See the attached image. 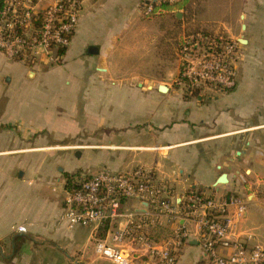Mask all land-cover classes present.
Listing matches in <instances>:
<instances>
[{
	"label": "crops",
	"instance_id": "crops-1",
	"mask_svg": "<svg viewBox=\"0 0 264 264\" xmlns=\"http://www.w3.org/2000/svg\"><path fill=\"white\" fill-rule=\"evenodd\" d=\"M147 1L157 0H83L60 65L28 67L0 52V264H113L94 250L106 223L68 229L60 220L65 176L103 169L148 170L175 201L190 190L237 195L246 205L237 230L264 242V0H203L204 30L239 43L237 83L196 97L183 96L156 45L153 60L128 68L147 32H158L142 22ZM186 225L178 264H203ZM175 229L163 220L150 233L163 241ZM128 264L149 263L135 255Z\"/></svg>",
	"mask_w": 264,
	"mask_h": 264
},
{
	"label": "built area",
	"instance_id": "built-area-1",
	"mask_svg": "<svg viewBox=\"0 0 264 264\" xmlns=\"http://www.w3.org/2000/svg\"><path fill=\"white\" fill-rule=\"evenodd\" d=\"M82 1L0 0V52L26 66L39 59L60 65L77 28ZM164 1L180 0L154 3ZM153 11L151 1L141 5L142 17ZM238 53L239 43L222 34L204 29L183 34L175 85L186 97L233 90ZM65 190L60 220L68 229L106 223L108 231L95 240L94 250L113 264H128L135 255L149 264H178L179 250L191 234L188 222L197 233L203 264H264V242L252 244L254 234L237 230L246 215V205L237 195L214 199L190 191L175 201L171 190L141 167L124 173L103 169L72 181ZM130 200L137 202L136 208H126ZM163 220L176 224V229L172 238L156 241L150 231ZM13 230L25 231L21 226ZM260 236L264 241V221Z\"/></svg>",
	"mask_w": 264,
	"mask_h": 264
},
{
	"label": "rangeland",
	"instance_id": "rangeland-1",
	"mask_svg": "<svg viewBox=\"0 0 264 264\" xmlns=\"http://www.w3.org/2000/svg\"><path fill=\"white\" fill-rule=\"evenodd\" d=\"M179 14V18L181 19L178 23L171 21L166 14L151 18H142L144 24L152 25L155 29H159V31L157 30V33H154V31L147 32V36L143 42L144 47L140 48V44L137 45L135 52L131 56H128L127 66L131 71L138 70L143 65L145 66L146 64H139L143 59H154L151 56V53H153L151 46L153 45H156L158 48L157 50L159 55H161L160 59L162 61L169 60L170 69L169 67L167 68V75H171L174 70L178 71L179 60L177 57V49L183 34L189 35L200 30L203 31L204 29L203 0H188L184 9ZM180 92L182 91L180 90ZM77 179L79 180L81 178L77 177ZM261 239L263 240L262 237Z\"/></svg>",
	"mask_w": 264,
	"mask_h": 264
},
{
	"label": "trees",
	"instance_id": "trees-1",
	"mask_svg": "<svg viewBox=\"0 0 264 264\" xmlns=\"http://www.w3.org/2000/svg\"><path fill=\"white\" fill-rule=\"evenodd\" d=\"M187 1L188 0H180V1H177V2H174V3H168L167 1H164V2H161V3H158V4L152 2L153 10L154 11L147 18H151V17H154V16H159L161 14H166V16L171 21H173L174 23H178V22H180V19L181 18H179L177 16V13L179 12V10L184 9L185 4L187 3ZM159 9L161 11H163V12L160 13V14H156V11L159 10ZM181 17H182V15H181ZM158 31H159V29H158ZM27 64H28L27 66L32 67V63H27ZM65 178H66L65 188L66 189H69L70 188V184L73 181V179L71 177L67 176V175L65 176ZM190 191H193V190H190ZM196 192H199L200 193L201 191H196Z\"/></svg>",
	"mask_w": 264,
	"mask_h": 264
},
{
	"label": "water",
	"instance_id": "water-1",
	"mask_svg": "<svg viewBox=\"0 0 264 264\" xmlns=\"http://www.w3.org/2000/svg\"><path fill=\"white\" fill-rule=\"evenodd\" d=\"M178 17H179V15H178ZM240 42H243V40L240 39ZM158 90H159L160 92H164V91H166V88H165V86L160 85V86L158 87ZM223 181H224V176H221V177L218 179V183H222Z\"/></svg>",
	"mask_w": 264,
	"mask_h": 264
}]
</instances>
